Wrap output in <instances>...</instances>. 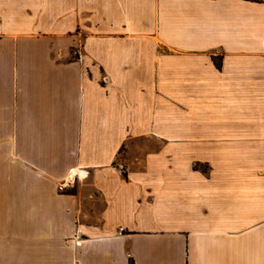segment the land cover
<instances>
[{
  "label": "crops",
  "instance_id": "0c3cea01",
  "mask_svg": "<svg viewBox=\"0 0 264 264\" xmlns=\"http://www.w3.org/2000/svg\"><path fill=\"white\" fill-rule=\"evenodd\" d=\"M0 264H264V0H0Z\"/></svg>",
  "mask_w": 264,
  "mask_h": 264
},
{
  "label": "rangeland",
  "instance_id": "374dc122",
  "mask_svg": "<svg viewBox=\"0 0 264 264\" xmlns=\"http://www.w3.org/2000/svg\"><path fill=\"white\" fill-rule=\"evenodd\" d=\"M71 35V34H70ZM69 35V36H70ZM71 57L74 58V50L71 51ZM156 140L153 138H150V143H155ZM130 155L132 157H171L166 154V147L160 143H157L154 146H146V145H140V146H132L130 147ZM127 146L123 148L120 157H127ZM132 153V154H131ZM173 157H178L179 156V150L178 149H173L172 150Z\"/></svg>",
  "mask_w": 264,
  "mask_h": 264
},
{
  "label": "built area",
  "instance_id": "2783aa9c",
  "mask_svg": "<svg viewBox=\"0 0 264 264\" xmlns=\"http://www.w3.org/2000/svg\"><path fill=\"white\" fill-rule=\"evenodd\" d=\"M79 178L74 172L70 175L57 187V190L60 194H64L66 191H69L74 188L75 181Z\"/></svg>",
  "mask_w": 264,
  "mask_h": 264
},
{
  "label": "trees",
  "instance_id": "16d2710c",
  "mask_svg": "<svg viewBox=\"0 0 264 264\" xmlns=\"http://www.w3.org/2000/svg\"><path fill=\"white\" fill-rule=\"evenodd\" d=\"M215 66H216L217 69H220V67H221V63H220V61L215 62Z\"/></svg>",
  "mask_w": 264,
  "mask_h": 264
}]
</instances>
